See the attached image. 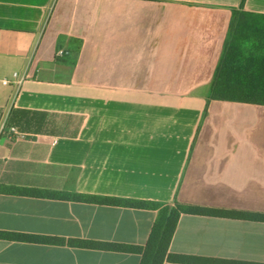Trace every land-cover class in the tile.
<instances>
[{
	"label": "crops",
	"instance_id": "crops-1",
	"mask_svg": "<svg viewBox=\"0 0 264 264\" xmlns=\"http://www.w3.org/2000/svg\"><path fill=\"white\" fill-rule=\"evenodd\" d=\"M241 2L0 0V184L233 212L182 213L169 251L264 263V221L237 216L264 213V105L207 101ZM156 215L0 193L9 232L144 245ZM139 262L0 238V264Z\"/></svg>",
	"mask_w": 264,
	"mask_h": 264
},
{
	"label": "trees",
	"instance_id": "trees-1",
	"mask_svg": "<svg viewBox=\"0 0 264 264\" xmlns=\"http://www.w3.org/2000/svg\"><path fill=\"white\" fill-rule=\"evenodd\" d=\"M240 7L231 10L222 51L213 73L207 101L225 100L264 105V13H256ZM206 112V111H204ZM12 118V117H11ZM19 120L24 116L18 115ZM0 193L41 198L76 200L85 203L113 205L143 209H154L157 215L144 245L119 242H101L79 238L17 233L0 230L1 239H12L43 244H67L69 246L95 248L100 250L137 253L139 264H264L239 260L214 259L169 251L178 220L182 213L225 215L235 214L216 208L181 203L172 204L149 200L104 196L0 184ZM238 217L264 221V213L240 212Z\"/></svg>",
	"mask_w": 264,
	"mask_h": 264
},
{
	"label": "built area",
	"instance_id": "built-area-1",
	"mask_svg": "<svg viewBox=\"0 0 264 264\" xmlns=\"http://www.w3.org/2000/svg\"><path fill=\"white\" fill-rule=\"evenodd\" d=\"M59 53L61 54L62 52L60 51Z\"/></svg>",
	"mask_w": 264,
	"mask_h": 264
}]
</instances>
